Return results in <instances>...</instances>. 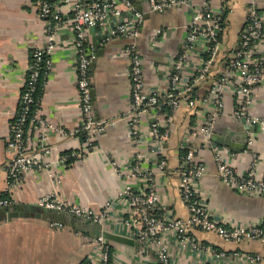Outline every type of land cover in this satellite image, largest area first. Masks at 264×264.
Wrapping results in <instances>:
<instances>
[{
	"label": "crops",
	"instance_id": "1",
	"mask_svg": "<svg viewBox=\"0 0 264 264\" xmlns=\"http://www.w3.org/2000/svg\"><path fill=\"white\" fill-rule=\"evenodd\" d=\"M75 1V0H71ZM142 13L138 36H116L99 44L95 30H87L88 40L94 47L89 68L93 117L108 122L93 136L94 147L86 149L73 130L78 125L76 78L74 72L75 47L71 31L70 5L60 2L56 10L62 23L55 29V41L48 50V70L41 89L39 106L34 121L28 125V140L42 154L43 169H27L20 180L10 184L5 164L12 151L6 145L18 105L20 93L30 64V51L45 47L48 22L38 16L37 0H0V193H6L14 205L35 204L44 193L55 191L70 203L98 210L111 199L109 219L93 225L102 233L109 248L110 264H154L155 252L151 245L140 244L129 233L125 223L128 216L126 203L117 199V191L129 183L137 187L138 178H127L118 173L128 170V164L140 153L143 164L155 173L154 188L159 204L174 218L185 219L188 210L182 201L179 178L175 169L185 144L195 146L198 156L205 161L206 171L198 183L205 195L206 206L217 221L252 224L264 221V195H246L223 183L216 176L212 151L206 138L197 132L200 125L213 122L212 140L223 152L226 160L238 173L254 163L255 174L264 178V80L254 85L247 105V114L258 123L250 124L237 119L232 111L238 106L234 87L227 86L223 93V108L216 110L209 97V88L224 69L231 50L239 40L252 0H211L220 11L222 33L220 50L210 63L205 78L193 83L196 107L190 109L184 102L165 123L166 137L158 147L151 141L148 115L139 121V137H131L126 113L131 107L128 57L123 48L134 41L142 59L144 90L164 89L174 55L185 42L187 22L202 0L185 2L165 11L150 9L145 0H131ZM264 24V0H254ZM161 28L156 34L155 29ZM254 54L264 59V40L254 46ZM203 47L196 43L189 51L182 71L183 82L197 73ZM47 120L64 129L60 133L53 127L39 124ZM252 142L247 144V138ZM76 153L68 166L61 159L64 152ZM164 156L165 165L159 168L155 157ZM124 173V172H123ZM4 209L0 207V210ZM66 220V219H65ZM68 221V220H66ZM94 235L91 227L85 231L75 226L31 215H16L0 220V264H78L93 259ZM87 236V237H86ZM190 241H180L168 231L162 243L172 264H264V244L257 240L232 241L221 239L213 231L193 227ZM214 251L224 255L215 257ZM257 254L261 258L247 263L244 257L237 261L233 253ZM97 261V260H95ZM91 264H95L90 262Z\"/></svg>",
	"mask_w": 264,
	"mask_h": 264
},
{
	"label": "built area",
	"instance_id": "2",
	"mask_svg": "<svg viewBox=\"0 0 264 264\" xmlns=\"http://www.w3.org/2000/svg\"><path fill=\"white\" fill-rule=\"evenodd\" d=\"M150 9L157 12L165 11L177 6L185 0H145ZM65 2L70 5L71 31L75 47L74 72L76 78L77 104L79 111L78 125L73 130L74 134L83 133L82 146L86 149L94 147L93 136L102 131L108 122L95 120L89 68L94 57V47L88 40L87 30H95L99 35V44L108 39L120 36L135 39L139 34L142 13L136 10L131 0H37L38 16L48 22L47 43L45 47H34L30 51V64L26 73L24 84L20 93L19 105L16 115L10 124V133L6 138V145L12 151L10 160L5 164V171L10 184L17 183L22 172L27 169H43L46 165L42 162V154L47 149L37 150L28 140L27 118L30 107L34 104L33 93L36 89L38 77L48 70V50L55 41V29L62 23L61 15L56 10V5ZM220 11L216 10L211 0H202L199 9L193 10L185 33L183 48L177 52L172 61L171 68L164 89L155 91L144 90L142 59L140 51L134 41L128 43L123 51L128 57V78L130 81L131 107L126 113L129 133L133 139L139 137L138 121L142 114L148 115L149 133L151 141L161 146L166 137L165 123L184 102L190 109L196 107L193 83L205 78L209 73L210 63L220 50V36L222 33ZM161 28L155 33H161ZM264 40V24L256 9L254 0L248 6L246 21L240 31L239 40L231 50L226 60L224 69L209 88L210 101L217 111L223 108V93L227 86L234 87L238 106L232 111L233 115L250 124L258 123V119L250 117L246 112L254 85L264 80V59L254 54L256 43ZM200 42L203 47L201 63L197 73L189 80L183 82L182 71L190 50ZM45 67V70L42 69ZM34 119L31 117L29 123ZM35 120V119H34ZM39 124L53 127L60 133L64 129L47 120H40ZM213 122L210 119L206 124L200 125L192 135L197 132L206 138V144L212 151L216 167V176L225 184L239 193L246 195H264V178L255 174L254 163L245 171L238 173L226 160L222 151L212 140ZM252 142V137L247 138V144ZM184 153L180 155L175 173L179 178V190L182 201L188 210L185 219L174 218L159 204L158 194L154 188V171L143 164L140 153L128 164V170L119 168L118 173L127 178H138L137 187L126 183L117 191L116 197L124 201L128 207V216L125 223L132 228L130 237L140 244H149L155 252L154 264H172L168 251L162 243L163 236L168 231L180 241H190L196 247L190 233L193 227H200L206 231H213L218 237L232 241L257 240L264 244V221L252 224H237L217 221L212 217L206 206V198L198 190V183L206 171L205 161L197 155L195 146L185 144ZM71 153L69 156H75ZM68 156L63 157L64 161ZM159 168L165 165L164 156L160 153L155 157ZM124 172V173H123ZM40 208L54 210L72 217H77L93 225H101L110 217L113 200H107L98 210H91L84 206L63 200L58 193L50 191L42 194L36 201ZM14 206L11 199H0V207ZM87 237V236H86ZM95 247L93 259L87 260L89 264H108L109 248L105 243L102 233L89 236ZM215 257L224 253L214 251ZM239 262L244 257L247 263H255L260 256L251 253H233ZM97 260V261H95ZM85 264V263H84ZM88 264V263H86Z\"/></svg>",
	"mask_w": 264,
	"mask_h": 264
},
{
	"label": "water",
	"instance_id": "3",
	"mask_svg": "<svg viewBox=\"0 0 264 264\" xmlns=\"http://www.w3.org/2000/svg\"><path fill=\"white\" fill-rule=\"evenodd\" d=\"M20 214L41 217V218L48 219L50 221L55 220L57 222L64 223V224L66 223L68 225L75 226L77 229L81 231H85L86 225H89V227H91L94 234L98 233V229L93 227V225L87 221H84L77 217H72L70 215H66L60 212H56L54 210L40 208L35 204H31V205H18L17 204L14 206L1 209L0 210V220L6 217L16 216ZM65 219L68 221H66Z\"/></svg>",
	"mask_w": 264,
	"mask_h": 264
},
{
	"label": "trees",
	"instance_id": "4",
	"mask_svg": "<svg viewBox=\"0 0 264 264\" xmlns=\"http://www.w3.org/2000/svg\"><path fill=\"white\" fill-rule=\"evenodd\" d=\"M220 23H221V20H220ZM42 69L45 70V67L42 66ZM44 78H45V75H43V73L40 74V76L38 77V81H37V84H36V89L33 93V97H34V104L31 105L30 107V115L28 116L27 118V125H29V120H31V117L33 118V115L34 113L36 112L38 106H39V99H40V95H41V89H42V85H43V82H44ZM34 121V119L32 120V122ZM80 140L82 141L85 137V135L83 133H79L78 134ZM94 144V143H93ZM72 151H67V152H64L62 155L64 156H68V158L66 159V161L64 162L65 163V166H68L70 164V162L75 158L74 156H69L71 154ZM182 153H184V149L182 151ZM181 153V154H182ZM3 198H6V199H10L9 196L6 194V193H0V199H3ZM86 264L89 262L84 259L82 260L80 263L78 264ZM108 264H110V259L108 258Z\"/></svg>",
	"mask_w": 264,
	"mask_h": 264
}]
</instances>
